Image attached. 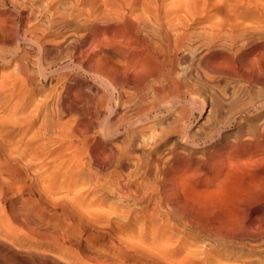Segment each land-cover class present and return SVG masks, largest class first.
<instances>
[{
  "label": "rangeland",
  "instance_id": "rangeland-1",
  "mask_svg": "<svg viewBox=\"0 0 264 264\" xmlns=\"http://www.w3.org/2000/svg\"><path fill=\"white\" fill-rule=\"evenodd\" d=\"M125 14L132 23L155 16L137 0H0V164L13 166L0 175V264H153L133 249L123 253L120 239L134 249L167 242L166 257L173 262L264 264L242 248L251 244L245 238L234 247L220 246L189 227L175 213L183 215L182 199L161 188L189 173L176 161L206 165L246 138L238 132L243 117L228 123L242 109L234 100L246 98L252 86L208 71L206 46L194 41L208 27L209 1L180 0L160 11L185 25L188 57L177 61V76L192 69L181 102L170 110L154 108L169 97L161 95V101L153 90L143 94L120 84L113 96L98 73L106 55L101 47L88 50L86 37L100 36L103 22L124 21ZM215 49L229 56L239 48L222 40ZM152 85L165 88L161 79ZM212 130L217 135L206 142ZM186 132L191 143L179 145ZM18 172L29 190L14 188ZM4 188L9 190L1 192ZM235 208L226 207L229 214ZM179 238L197 243L194 258L176 251Z\"/></svg>",
  "mask_w": 264,
  "mask_h": 264
},
{
  "label": "bare ground",
  "instance_id": "bare-ground-1",
  "mask_svg": "<svg viewBox=\"0 0 264 264\" xmlns=\"http://www.w3.org/2000/svg\"><path fill=\"white\" fill-rule=\"evenodd\" d=\"M137 1H141L144 8H149L151 11L153 9L155 16L138 18V23H132L125 14L126 20L124 21L103 22L104 25L100 26L99 29L105 31L98 32L100 33L98 37H94L97 34L96 32L93 35H88L85 44L89 47L88 50L101 47L103 54L106 55L104 56L106 59L105 64H100L101 69L98 73L101 72L100 74H103L108 84L112 86L113 93H111L113 96L117 91L116 86L120 84L132 85L137 92L142 91L143 94L146 91L153 90L161 101H163L161 95L169 97L166 104H156L154 108L158 111H161V109L170 110L181 102L180 98L185 89L188 88L186 82H188V76L192 69L188 67L177 76V61L188 57V55L183 54L189 50L183 43L184 38H186L185 30L181 32L185 25L181 20L176 21L162 16L160 11L172 2L175 4L180 0ZM168 1L172 2L169 3ZM208 1L210 4V15L207 17L208 27L200 28L194 41L199 42L200 46H206L207 53L204 55L203 60L206 61L208 71L213 74L227 75L236 81H244L252 86L246 98L234 100L233 104L242 107V109L241 112H237L233 121L228 123V125H233L238 122L237 118L239 116L243 117L242 121L238 122L239 125L244 123L238 132L246 138L244 140L240 139L236 146L225 148L224 156L222 155L219 160L208 162L206 165L196 162L194 165L186 166L183 162L177 163L176 161L175 164L178 168L184 165L189 173L180 175L176 180L166 181L161 185V188L163 191H171V194L178 197V200L182 199V204L185 205L181 210L183 215L180 214L179 208H177L179 211L175 213L180 218H186L189 227L214 238L220 246L234 247L241 244L240 241L246 239L253 244H247L246 247L242 243L245 245L242 248L247 251L249 256L263 259L264 0ZM205 3H207V0H205ZM150 6H152V9ZM132 7L130 10H132ZM241 8L245 9L242 13L239 12ZM128 25H131V29L127 28ZM97 26L98 23L95 24V28ZM81 27L88 31V25H81ZM112 29H115V32ZM107 32L112 35L111 38L106 37ZM148 36L149 38L154 36L157 41L152 42L148 39ZM222 40L230 48L238 46L239 49L236 52L238 55H217L215 47ZM196 55L193 58H196ZM84 60L85 56L82 61ZM217 60H221L222 63L217 62ZM95 62L99 64L98 60ZM137 77L139 78L135 81ZM159 79L162 80L165 88H153L152 82ZM99 82L101 83V81ZM105 85L103 88H105ZM106 87L108 88V86ZM189 87L192 91L197 90L196 86L192 84ZM143 94L139 96L141 100L144 97ZM110 98L114 100L113 97L110 96ZM190 104L193 106L196 103L192 100ZM143 108L140 109L144 112ZM104 131L105 129H103ZM215 132L217 131L212 130L203 138L211 142L214 136L217 135ZM192 137L191 134L186 132L179 145H189ZM27 164L30 165L31 163L28 162ZM7 166L9 167L5 163L0 164V175L5 171L8 173ZM12 167L10 165L9 168L12 169ZM43 168H46V165L42 166ZM15 179L19 180L14 183V188L17 191L30 189L27 185L29 181L21 173H19L18 178H12V181H15ZM8 190V188H4L1 192H7ZM130 193L127 194L129 199L133 196ZM234 196L236 198L233 199ZM231 204H234L236 208L233 209L235 213L230 210L229 214V209H226V207ZM201 211L204 212L201 214H204L205 217L197 214ZM65 216L68 219L70 218L67 213H65ZM70 219L71 221L76 220L73 217ZM79 220L82 225L84 222L87 224L86 219L83 221V218H79ZM120 240L121 251L126 255H129L131 249H133L136 254L140 257H147L153 264H185V262L167 260V242L159 245L150 244V248H141L137 245V248L134 249L130 248L122 239ZM237 240L240 243H236ZM194 247H197V243L190 244L186 239L179 238L176 251L185 252L187 258L184 259L194 258L195 255L192 250ZM199 263L213 264V262L204 260V258L191 264Z\"/></svg>",
  "mask_w": 264,
  "mask_h": 264
}]
</instances>
